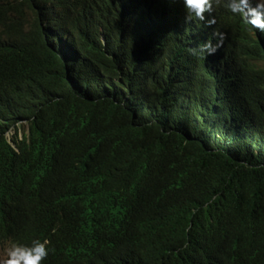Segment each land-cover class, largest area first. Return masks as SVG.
I'll list each match as a JSON object with an SVG mask.
<instances>
[{
  "label": "trees",
  "instance_id": "trees-1",
  "mask_svg": "<svg viewBox=\"0 0 264 264\" xmlns=\"http://www.w3.org/2000/svg\"><path fill=\"white\" fill-rule=\"evenodd\" d=\"M226 3L0 0V244L264 264V31Z\"/></svg>",
  "mask_w": 264,
  "mask_h": 264
},
{
  "label": "clouds",
  "instance_id": "clouds-1",
  "mask_svg": "<svg viewBox=\"0 0 264 264\" xmlns=\"http://www.w3.org/2000/svg\"><path fill=\"white\" fill-rule=\"evenodd\" d=\"M179 3L183 6L185 20L195 17L205 21V13H207L206 24L211 26L215 23V18L212 16L213 0H179ZM225 7L233 14H240L252 28L264 31V0H256L254 5L253 0H227ZM202 50L207 51L209 55L215 51L210 42H206ZM46 245L47 241L40 239H33L29 244L10 240L5 245L3 254L0 255V264H42L49 252Z\"/></svg>",
  "mask_w": 264,
  "mask_h": 264
},
{
  "label": "rangeland",
  "instance_id": "rangeland-1",
  "mask_svg": "<svg viewBox=\"0 0 264 264\" xmlns=\"http://www.w3.org/2000/svg\"><path fill=\"white\" fill-rule=\"evenodd\" d=\"M5 245H0V255L3 254V249H4Z\"/></svg>",
  "mask_w": 264,
  "mask_h": 264
}]
</instances>
